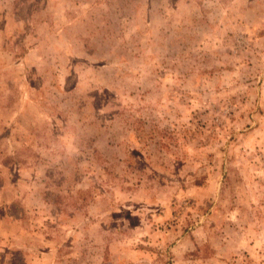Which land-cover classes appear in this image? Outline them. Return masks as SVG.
<instances>
[{"label":"rangeland","instance_id":"rangeland-1","mask_svg":"<svg viewBox=\"0 0 264 264\" xmlns=\"http://www.w3.org/2000/svg\"><path fill=\"white\" fill-rule=\"evenodd\" d=\"M0 264H264V0H0Z\"/></svg>","mask_w":264,"mask_h":264},{"label":"crops","instance_id":"crops-1","mask_svg":"<svg viewBox=\"0 0 264 264\" xmlns=\"http://www.w3.org/2000/svg\"><path fill=\"white\" fill-rule=\"evenodd\" d=\"M249 244H251L250 242L248 243V245ZM257 244V242L256 243H253L252 245H250V248H252L253 246H255Z\"/></svg>","mask_w":264,"mask_h":264}]
</instances>
